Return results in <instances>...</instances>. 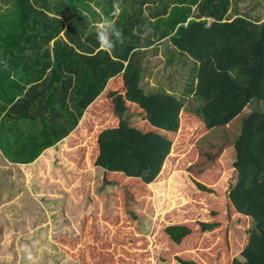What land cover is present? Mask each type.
Returning a JSON list of instances; mask_svg holds the SVG:
<instances>
[{
	"label": "rangeland",
	"instance_id": "1",
	"mask_svg": "<svg viewBox=\"0 0 264 264\" xmlns=\"http://www.w3.org/2000/svg\"><path fill=\"white\" fill-rule=\"evenodd\" d=\"M87 4L89 10L79 8L89 20L95 8ZM95 4L105 16L103 4ZM190 46L200 62L211 55L218 61L217 52H229L222 38L212 41L198 27ZM154 60L149 78L169 87L162 62ZM210 60L206 57L197 72L195 96L203 105L216 94L211 86L216 79L206 69ZM219 63L223 66L222 58ZM135 75L126 76L133 81ZM252 76L264 83L257 73ZM108 92L109 112L99 110L78 156L67 150V160L57 158L42 168V179L36 166L21 169L27 178L25 204L39 215L31 218L54 248L48 254L32 245L35 229L26 231V224L3 225L0 264H28L24 245L35 264H181L178 258L195 264H264V89L250 95L227 127L209 129L203 116L192 115L191 104L185 109L189 117L182 118L155 98L146 100L137 83H120L111 96ZM0 158V177L7 176L14 164ZM76 190V197L65 193ZM201 222L219 226L204 230ZM169 224L187 225L191 233L178 244L165 231Z\"/></svg>",
	"mask_w": 264,
	"mask_h": 264
},
{
	"label": "trees",
	"instance_id": "2",
	"mask_svg": "<svg viewBox=\"0 0 264 264\" xmlns=\"http://www.w3.org/2000/svg\"><path fill=\"white\" fill-rule=\"evenodd\" d=\"M83 1L0 0V134L9 121L8 129L18 134L11 161L32 162L45 147L67 136L109 79L124 69L135 49L142 48L138 52L137 87L143 96L164 95L178 103H186L195 90L198 61L173 47L168 37L190 17L207 16L223 21L241 15L255 22L264 18V0H93L103 4L101 9L106 16L113 11L114 5L120 7L119 15L113 19L123 32L124 43H118L109 55L98 51L94 24L86 20L79 8L80 5L86 8L87 3ZM152 59L162 62V76L170 81L173 90L165 89L161 80L157 85L150 82L154 69L150 66ZM259 77L262 78L261 74ZM244 81L248 82V79L244 78ZM263 84L259 79L245 91L233 87L218 90L202 109L206 127L229 123L241 113L251 94L261 93ZM112 92L111 88L108 94ZM160 107L164 108L166 104ZM178 109L179 105L175 104L172 111ZM28 113H32L31 118ZM37 126L48 140L28 156V139L23 138H28V133H35L33 130ZM82 127L86 131L85 121ZM50 135L54 139L49 140ZM5 172L7 176L1 173L2 193L12 195L25 190V177L19 166L14 165L11 171ZM197 186L208 190L200 182ZM11 198L1 199L0 227L26 224V231L35 229L29 239L33 242L34 238L35 242L31 244L45 247L49 254L54 246L43 239V232L36 228L38 220L34 222L31 218L36 216L38 219L39 215L31 212L24 197L15 201ZM201 223L204 230L218 225L217 222ZM165 231L178 244L191 233L184 224H169ZM12 243L14 241L11 247ZM178 259L181 264H195L192 260Z\"/></svg>",
	"mask_w": 264,
	"mask_h": 264
},
{
	"label": "crops",
	"instance_id": "3",
	"mask_svg": "<svg viewBox=\"0 0 264 264\" xmlns=\"http://www.w3.org/2000/svg\"><path fill=\"white\" fill-rule=\"evenodd\" d=\"M95 2L96 1H93V0L89 1V4H90L89 7L95 8V12H92L94 14L93 17L89 19L91 24H95L97 21L101 19V17H104L100 13V9L96 7L97 5L95 4ZM96 3L102 5V3H99V2H96ZM104 15L106 16V12H104ZM207 20L212 21L213 23L209 22L208 24L210 25H208L207 23L204 24V22ZM196 27L201 28V33L203 31L206 35H210V37H212V41H214V38H217V39L222 38V40L226 44V47L224 48V50L229 49V52H225L222 54L221 53L219 54L218 52L216 53L217 54L216 57L218 61L214 59L215 55L205 56V57L203 56V59L201 61L203 62L204 59H206V57H211V60L208 63L209 65L207 66L206 69L209 70L210 72L208 73L212 74L216 79V81L214 82V85H211L214 88V92L217 93L218 90H220L221 88H225V87H233L239 91H245V89L249 87L250 84L253 83V81L251 80V78L253 77L252 76L253 74L255 75L257 73L259 75L262 73L261 77L264 78V75H263L264 74V18L260 22H255L241 15H237V16H234L230 20L218 21L212 17L204 16L201 18L190 17L185 23L179 24L176 27L174 33H172L168 37L169 43L173 47L177 48L178 50L184 51L185 53H187V55L197 60L198 67H199V64L201 62L192 55V54H195V51H193L190 46L192 43V39H193V31L196 29ZM218 41L219 40H217V42ZM138 52H139L138 49H135L131 52L128 60L125 62L124 69L119 74L109 79L106 87L100 93V95H98V97H96L94 101L91 102L86 107L78 125L67 136L58 140L54 145L45 147L34 161L28 162V163H20V162L11 161L12 159L10 160V158L12 157L14 153V149H15L13 147L16 146L15 141L17 142L18 140L17 139L18 134L8 129V126L11 123L10 121L7 122V126L5 127L3 134H0V155H2V157L9 164L17 165L21 169L25 167L27 168L28 166H36L38 168L36 177L38 176V173H40L41 175L42 168L45 166H49L52 160L53 162L57 158L62 159V162L64 160H67L68 159L66 157L67 150L72 148V150L74 151L73 155L78 156L79 154H77V152L82 148V145H84L86 135L87 134L91 135L93 133V128H96L95 124L93 125L92 121L93 120L95 121L98 114H102L100 113V111L109 112L108 107L110 105L107 106L108 97L106 98V96H104L107 93L106 91H108L111 88L114 90L116 85L118 86V84L120 83L127 84L131 82L132 85H134L138 82V77H136V75L139 73L138 66H139L140 55ZM202 55H204V53ZM221 58L223 59V66H221V64L219 63V61H221ZM132 73L136 74L133 78V81L128 79L129 77L126 76V75L130 76ZM29 78L30 76L28 77V79ZM244 78H247L248 82H245ZM126 80H129V81H126ZM197 80L198 79L196 75L195 90L192 93V95L188 98L186 103H178L172 97H168L164 95H161V96L153 95L152 97H146L145 99L154 100L155 98L156 100H158L157 102L159 106L166 104V107L164 108L170 110V113L174 112L172 110L175 104L179 105V109L177 113L181 115L182 118L185 115L188 116L185 109L187 110L189 104H191L190 111L193 112L192 115L202 116V109L209 101L203 105L202 103H205V101H203L202 98H198L195 96L199 90ZM150 82L154 85H157L155 81L151 80V78H150ZM163 87L167 90L169 89L170 91L173 90L171 85L169 87L167 85H163ZM210 91H211V94H213L212 90ZM202 95L204 96L205 94H202ZM215 95L216 94H214V97ZM206 96H208V94ZM198 99H200V104H198ZM160 100H162V103L160 102ZM87 113L89 114V116H87ZM174 113L176 114V112ZM31 114L32 113H28L29 118L32 117ZM238 116L239 115L234 117L232 121L235 120ZM86 118L87 120H85ZM134 119L137 121V119H140V117H134ZM84 121H85V127L87 126L86 131H83L84 128L82 127V123H84ZM28 122H29V119H28ZM91 123L92 125H90ZM230 123L231 121L221 126L227 127ZM33 131L35 133H32V134L28 133V138H23L25 139V141L26 139H28V156H30V153L34 151L36 148H38L42 144V142H47L48 140L46 139V135H43L44 133L41 134L40 130L38 129V126H37V129H34ZM74 135L76 136V138H73ZM51 139H54V137L50 135L49 140ZM70 157L73 158L74 156L71 155ZM28 174L26 173V176ZM42 178L43 176L41 175L39 179H42ZM0 181H1V177H0ZM38 188H42V187H38ZM26 189L24 191L22 190L23 192L19 191L18 193H15V194L13 193L12 195L11 193L9 194L15 201L17 198L24 197V195L27 194ZM65 193L71 194V196L73 197L78 196L77 190L74 191V193L72 192L73 194L71 192H65ZM9 194L2 193V191L0 190V201L2 197L3 198L10 197ZM37 194L40 195L41 193L37 192ZM0 209H1V203H0ZM241 223L242 222H240L239 224ZM218 226L219 225H216V227H214L212 231L218 229L217 228ZM9 244H11V241H9ZM6 261L10 262V260H6Z\"/></svg>",
	"mask_w": 264,
	"mask_h": 264
},
{
	"label": "clouds",
	"instance_id": "4",
	"mask_svg": "<svg viewBox=\"0 0 264 264\" xmlns=\"http://www.w3.org/2000/svg\"><path fill=\"white\" fill-rule=\"evenodd\" d=\"M120 13V7L118 4L113 6V11L109 16L101 17L93 27L95 28L96 40L98 42V51L107 52L109 55L116 45L124 43L123 32L116 26L115 19L113 17L118 16ZM22 251L26 254L25 258L28 264H35V257L28 245H24Z\"/></svg>",
	"mask_w": 264,
	"mask_h": 264
}]
</instances>
